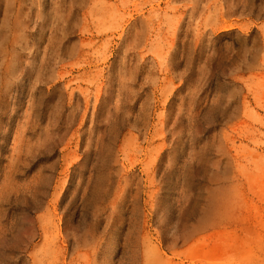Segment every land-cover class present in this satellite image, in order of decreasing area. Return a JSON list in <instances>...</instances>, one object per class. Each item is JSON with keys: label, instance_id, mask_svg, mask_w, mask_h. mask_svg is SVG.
Masks as SVG:
<instances>
[{"label": "rangeland", "instance_id": "374dc122", "mask_svg": "<svg viewBox=\"0 0 264 264\" xmlns=\"http://www.w3.org/2000/svg\"><path fill=\"white\" fill-rule=\"evenodd\" d=\"M0 264H264V0H0Z\"/></svg>", "mask_w": 264, "mask_h": 264}]
</instances>
